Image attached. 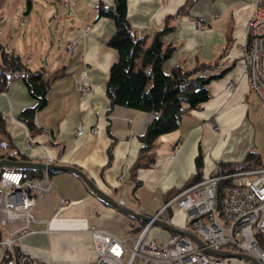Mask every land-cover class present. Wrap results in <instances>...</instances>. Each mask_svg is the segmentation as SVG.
<instances>
[{"label": "crops", "instance_id": "obj_1", "mask_svg": "<svg viewBox=\"0 0 264 264\" xmlns=\"http://www.w3.org/2000/svg\"><path fill=\"white\" fill-rule=\"evenodd\" d=\"M100 2L112 6L114 0H74L71 10L61 0H0V43L29 69L43 71L49 81L46 105L36 112L29 131L18 116L35 100L19 74L9 76L0 92L6 132L27 161L74 166L122 205L150 217L159 214L158 219L185 229L181 209L175 204L164 208L168 199L195 175L203 180L216 166L222 171L240 167L252 149L248 142L240 144L238 130L251 123L250 110L257 100L248 89L240 48L254 13L253 0H127L126 20L137 36H147L148 44L157 32L170 29L162 37L174 48L163 64L166 73L176 66L215 62L214 74L222 72L208 83L209 99L201 109L184 114L176 130L155 141L152 163L139 137L156 114L111 107L106 97L117 52L108 46L114 21L98 17ZM83 70L90 85L85 97L75 87ZM81 124L84 134L76 137ZM90 128L96 133H89ZM50 181V196L35 199L32 233L16 245L19 256L43 264H94L89 229L123 235L127 227L139 225L104 205L70 173L54 172ZM169 234L152 224L146 238L164 243ZM2 257L0 249V263Z\"/></svg>", "mask_w": 264, "mask_h": 264}, {"label": "built area", "instance_id": "obj_2", "mask_svg": "<svg viewBox=\"0 0 264 264\" xmlns=\"http://www.w3.org/2000/svg\"><path fill=\"white\" fill-rule=\"evenodd\" d=\"M61 3L71 10L74 0H61ZM253 3L254 13L246 22L240 48L248 89L264 105V0H253ZM88 30L86 27L85 31ZM75 87L82 97L88 95L90 85L85 70L78 73ZM230 88L228 85L227 89ZM84 131L83 124L77 126L76 137L82 136ZM89 133L95 134V128H90ZM27 141L31 142L29 135ZM177 149L176 144L174 152ZM119 180H123V172ZM52 190L46 171L39 177H27L21 171L0 172V249L3 253L0 264H43L17 255L16 245L32 233L30 224L34 221L35 199L50 196ZM171 204L181 209L187 229L206 247L219 250L231 245L235 251L264 264V251L254 238L255 228L264 224V167L229 173L216 166L208 178L188 184L175 193L164 208ZM151 225V222L145 223L136 237L128 238L91 228L88 232L95 254L94 264H227L229 260L249 264L209 256L190 240L176 234H169L164 243H157L146 238Z\"/></svg>", "mask_w": 264, "mask_h": 264}, {"label": "trees", "instance_id": "obj_3", "mask_svg": "<svg viewBox=\"0 0 264 264\" xmlns=\"http://www.w3.org/2000/svg\"><path fill=\"white\" fill-rule=\"evenodd\" d=\"M126 4L127 0H114L112 6H105L100 2L96 8L98 17L112 19L115 27L108 46L117 52V60L109 69L105 93L111 107L118 106L156 114L139 137L142 148L147 152L146 160L152 163L155 141L160 136L176 130L184 114L201 109L209 99L208 83L221 76L222 72L214 74L218 65V62H215L211 65L199 63L191 68L176 66L166 73L163 64L170 58L174 48L165 44L162 37L170 29L166 27L157 32L148 44L147 36H137L128 24ZM14 73L20 75L28 94L35 100L34 106L23 109L18 116V120L31 131L34 128L36 112L46 105L49 81L43 71L29 69L17 54L0 43V92L6 89L8 78ZM1 159L16 162L27 161L28 158L15 150L0 115ZM260 160L259 153L250 150L243 156L241 163L244 165L240 167L234 165L236 168L223 172H240L264 167ZM196 164L200 166V156L197 157ZM2 170L21 171L27 177H39L42 174L35 170L16 168L1 169L0 172ZM52 173L54 172L49 175ZM200 180L198 174L188 184ZM138 224L132 227L133 232L141 230L145 223ZM263 230L264 224L255 228L254 238L264 251ZM222 248L236 250L231 245Z\"/></svg>", "mask_w": 264, "mask_h": 264}, {"label": "water", "instance_id": "obj_4", "mask_svg": "<svg viewBox=\"0 0 264 264\" xmlns=\"http://www.w3.org/2000/svg\"><path fill=\"white\" fill-rule=\"evenodd\" d=\"M8 168H16L22 170H35L39 172H67L70 173L77 178H79L88 191L93 194L98 200H100L104 205L118 211L119 213L130 217L132 220H136L138 222L149 223L165 230L168 233L176 234L183 236L190 240L196 247L202 249V251L212 257L221 258V259H238L249 264H261L258 260L254 257L237 251H229L224 249H211L206 247L203 241L191 230L189 229H180L177 228L161 219L150 217L141 213H137L132 209L122 205L120 201H116L111 196L105 194L101 191L97 186L78 168L74 166H65V165H58L56 163H32L30 161H10L7 159L0 160V170L1 169H8Z\"/></svg>", "mask_w": 264, "mask_h": 264}, {"label": "rangeland", "instance_id": "obj_5", "mask_svg": "<svg viewBox=\"0 0 264 264\" xmlns=\"http://www.w3.org/2000/svg\"><path fill=\"white\" fill-rule=\"evenodd\" d=\"M32 2L39 4V0H32ZM1 22L2 21H1V17H0V24H1ZM86 81H87V78H86ZM250 118H251V123H249V124L246 123L247 126L245 124V127L242 126L238 130L239 131L238 136L240 138V144L244 145L245 142H248L252 149L249 148L247 150H249V151L254 150L257 153H259V155L261 157V163L264 166V105L262 103H260L258 100H255V106L250 110ZM242 165H244V164H242ZM232 168L234 169L235 166ZM134 226H135V224H134ZM132 227L130 226V228L127 227L125 229L124 234H123L124 237H127V238L128 237H134L140 231V230L137 232H133L132 230L130 231V229H132ZM153 228L155 229V227H153ZM154 229H152L149 234H152ZM128 244L131 245L130 242H128Z\"/></svg>", "mask_w": 264, "mask_h": 264}]
</instances>
